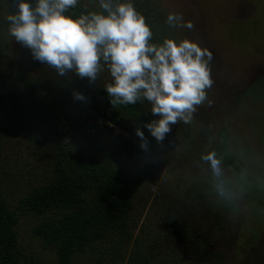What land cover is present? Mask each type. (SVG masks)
I'll return each mask as SVG.
<instances>
[{
    "label": "rangeland",
    "instance_id": "374dc122",
    "mask_svg": "<svg viewBox=\"0 0 264 264\" xmlns=\"http://www.w3.org/2000/svg\"><path fill=\"white\" fill-rule=\"evenodd\" d=\"M156 1L166 16L180 12L193 23L192 29L173 27L177 41L187 38L213 53L214 83L207 90L212 104L197 107L190 121L192 130L182 144L153 140V157L133 153L132 170L136 172L149 162L150 177L133 186L127 218L132 237L120 244L116 256L124 264L135 238L134 243L139 241L142 248L154 245L164 233L160 220L166 208L186 213L199 201L206 209L216 206L222 210L210 227L216 239L213 250L223 256L221 264H264V0ZM9 5V0H0V75L5 84L17 85L22 114H14L9 121L0 114V166L5 170L2 181L14 206L30 187L45 180L54 159L52 135L62 122L73 118L68 101L74 92L90 97L110 77L106 66L93 82L73 71L60 76L53 67L33 59L30 50L15 41L3 23L7 13H13ZM56 102H60L61 112L55 111ZM222 126L241 168L232 170L221 164L223 174L216 177L209 164L187 154L202 152ZM76 136L80 138L73 144L77 151L103 158L107 139L103 129L87 124ZM218 183L224 186L223 195L217 190ZM243 183L247 189L256 184L259 192L244 196ZM19 219L20 237L27 249L36 250L34 260L24 264H57L53 252L41 248L39 240L30 235L37 217L22 212ZM114 241L106 242L109 254L103 244L97 254L111 255ZM85 260L91 263L88 257Z\"/></svg>",
    "mask_w": 264,
    "mask_h": 264
},
{
    "label": "trees",
    "instance_id": "16d2710c",
    "mask_svg": "<svg viewBox=\"0 0 264 264\" xmlns=\"http://www.w3.org/2000/svg\"><path fill=\"white\" fill-rule=\"evenodd\" d=\"M9 2L10 10L15 12L16 0ZM133 4L150 25L153 42H159L164 37L175 39L174 28L166 22V14L156 0H135ZM91 11H102L99 1L79 0L69 14L78 16L82 12ZM3 23L8 28V22ZM2 45L0 36V60L3 55ZM105 69L109 73L107 66ZM109 77L90 97H85L84 100L71 97L68 101V108L73 109L74 115L70 121L62 122L59 131L56 129L52 135L55 142L52 154L54 159L51 160L45 180L30 187L28 193L20 197L14 206L10 203L11 198L2 181L5 170L0 166V264H24L28 260H34L36 250L27 249L20 237L19 218L22 212L37 217L30 228V235L39 240L41 248H48L53 252L57 264H122L116 253L120 244L132 237L127 218L133 186L150 177L149 162H144L143 168L136 172L132 170L135 166L133 153L153 157L151 154L156 149L151 141L155 138L149 134L144 124L157 117L150 112L147 100L135 104L112 105L104 89L106 84L112 82L110 73ZM15 86L17 85L5 84L0 75V114L5 121H9L14 114H22V97ZM99 96L104 98L103 102L99 100ZM78 101H82L84 105H77ZM59 103H55L56 112L62 111ZM84 107L93 108L140 141L135 134V129L139 127L147 138L149 153H145L130 137L122 133L114 134L112 127L107 125L103 128L107 136L103 158L96 159L88 153L77 151L73 144L74 140L80 138L76 134L83 132V126L87 124L95 129L89 122L91 116H82ZM191 130L190 122L178 121L171 126V131L165 134L162 141L167 144H182ZM216 137L199 154L188 153L187 156H197L201 163L209 164L201 156L214 151L223 166L239 170L241 165L236 163L235 155L229 149L230 137L223 126ZM30 138H33L32 133ZM246 186L247 183L242 187L244 196L259 192L256 184L251 189L250 185L248 189ZM202 202L204 203L203 199ZM195 204V208L186 213L166 208L160 220L165 228L164 233L156 239L154 245L149 244L145 248L140 246L139 241L134 243L136 238L133 239L124 264H221L223 256L213 250L216 239L212 236L210 227L214 224L212 222L218 221L222 210L218 211L216 206L207 210L199 201ZM209 209H212L210 215L207 213ZM200 211L202 214L197 213ZM113 239L112 254L100 257L97 254L99 246L103 244L105 253L109 254L106 242ZM87 257L91 263L85 260Z\"/></svg>",
    "mask_w": 264,
    "mask_h": 264
},
{
    "label": "clouds",
    "instance_id": "9594fccd",
    "mask_svg": "<svg viewBox=\"0 0 264 264\" xmlns=\"http://www.w3.org/2000/svg\"><path fill=\"white\" fill-rule=\"evenodd\" d=\"M78 2L16 0L17 10L5 17L8 33L30 50L33 59L53 67L60 76L73 71L93 82L106 65L112 77L104 86L110 103L128 105L147 100L157 118L144 127L158 143L178 121L189 123L198 106L212 104L207 90L214 83L213 53L208 48L187 38L177 41L164 37L153 42L151 27L132 0H99L102 11L69 14ZM166 22L174 28H193L180 12H169ZM73 95L85 99L82 93ZM77 105L84 103L78 101ZM90 110L93 113L86 114L91 116L89 122L102 130L106 125L97 124L93 117H107L93 108L84 107L82 112ZM135 134L140 148L146 149L144 132L137 127ZM201 159L208 161L214 176H222L221 160L214 151L202 154ZM216 187L223 195V184Z\"/></svg>",
    "mask_w": 264,
    "mask_h": 264
},
{
    "label": "built area",
    "instance_id": "2783aa9c",
    "mask_svg": "<svg viewBox=\"0 0 264 264\" xmlns=\"http://www.w3.org/2000/svg\"><path fill=\"white\" fill-rule=\"evenodd\" d=\"M93 113L91 110L90 111H84L82 112V116H86L87 113ZM95 122L97 124H101V125H107L109 127H112L113 129V133L114 134H117V133H122L124 136H127V137H130L134 142L135 144L139 145L140 146V141L139 140H136L134 137L130 136L128 134L127 131H124V130H121L119 127H117L112 121H110L109 119L107 118H103V117H100V116H97L95 118ZM145 152H149V149L146 147V149H143Z\"/></svg>",
    "mask_w": 264,
    "mask_h": 264
},
{
    "label": "water",
    "instance_id": "95a60500",
    "mask_svg": "<svg viewBox=\"0 0 264 264\" xmlns=\"http://www.w3.org/2000/svg\"><path fill=\"white\" fill-rule=\"evenodd\" d=\"M98 98H99V100H101L102 102L104 101V98H103V97L99 96Z\"/></svg>",
    "mask_w": 264,
    "mask_h": 264
}]
</instances>
